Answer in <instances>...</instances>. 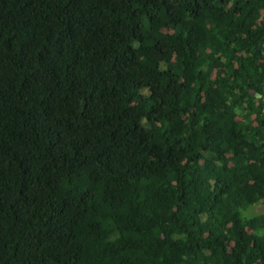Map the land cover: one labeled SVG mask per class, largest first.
<instances>
[{"label": "trees", "instance_id": "16d2710c", "mask_svg": "<svg viewBox=\"0 0 264 264\" xmlns=\"http://www.w3.org/2000/svg\"><path fill=\"white\" fill-rule=\"evenodd\" d=\"M261 202L264 0H0V264H264Z\"/></svg>", "mask_w": 264, "mask_h": 264}, {"label": "rangeland", "instance_id": "374dc122", "mask_svg": "<svg viewBox=\"0 0 264 264\" xmlns=\"http://www.w3.org/2000/svg\"><path fill=\"white\" fill-rule=\"evenodd\" d=\"M261 211H264V202L257 203L253 206H248L247 208H245V212L243 211L242 214L250 215L253 213H259Z\"/></svg>", "mask_w": 264, "mask_h": 264}, {"label": "water", "instance_id": "95a60500", "mask_svg": "<svg viewBox=\"0 0 264 264\" xmlns=\"http://www.w3.org/2000/svg\"><path fill=\"white\" fill-rule=\"evenodd\" d=\"M258 96V95H257Z\"/></svg>", "mask_w": 264, "mask_h": 264}]
</instances>
